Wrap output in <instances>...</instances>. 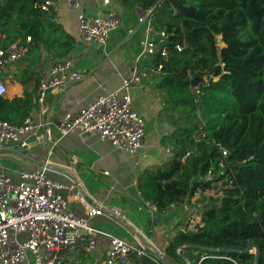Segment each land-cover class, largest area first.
<instances>
[{
	"label": "trees",
	"instance_id": "obj_1",
	"mask_svg": "<svg viewBox=\"0 0 264 264\" xmlns=\"http://www.w3.org/2000/svg\"><path fill=\"white\" fill-rule=\"evenodd\" d=\"M56 1L0 0V45L27 48L16 62L15 80L24 88L13 102L16 109L0 96L3 121L20 126L39 109L41 76L33 70V56L54 64L65 60L78 42L59 22ZM115 1L150 12L154 28L169 33L143 61V69L154 73L155 87L163 94L171 130L160 144L170 157L141 174L137 188L142 208H154L161 225L175 235L165 248L164 262L147 249L141 263L255 264L256 250L218 252L255 244L257 264H264V0ZM184 41L187 45L179 51ZM6 68L0 69L3 80ZM221 147L227 149L226 157ZM218 185L220 196L198 200L203 228H190L193 197ZM149 212L143 229L152 239L155 223ZM167 215L182 219L176 224ZM77 260L95 264L90 254Z\"/></svg>",
	"mask_w": 264,
	"mask_h": 264
},
{
	"label": "built area",
	"instance_id": "obj_2",
	"mask_svg": "<svg viewBox=\"0 0 264 264\" xmlns=\"http://www.w3.org/2000/svg\"><path fill=\"white\" fill-rule=\"evenodd\" d=\"M65 5L68 10L78 12L80 37L87 44L104 46L110 33L122 24L120 14L110 8V0H103L105 8L100 7L95 12H87L81 0H65ZM138 24L144 37L140 42L137 65L122 78L118 90L99 96L76 115L66 114L56 126L60 138L73 132L81 136L97 133L101 141H108L130 155H137L145 149L146 121L134 111L130 90L142 83L144 74L139 63L154 55L169 33L154 28L150 12H143L138 17ZM133 31L130 30L129 34ZM26 42L32 43L31 37ZM186 45L184 41L177 49L180 51ZM26 52L27 48L18 43L8 47L0 45V69L18 62ZM162 54L165 55V51ZM84 78L85 74L75 71L70 60L52 64L47 74L40 78L37 103L45 108L50 93L63 92ZM6 94L7 87L0 78V96ZM58 141L52 126L43 120L35 122L28 118L17 126L0 119V149L28 151L35 142L53 146ZM220 150L223 157L228 155L226 148ZM46 172L45 167L32 172L22 171L18 183L0 174V264H79L77 257L80 254L93 255L96 252L101 236L107 237L109 244L104 261H95V264H142L147 247L138 237L128 240L91 224L94 217L103 215L126 221L120 208L93 200L87 205L85 217L76 216L69 210L67 199L59 194L65 186L47 178ZM214 193L216 197L222 194L219 187ZM193 222L194 218L191 219L192 229ZM19 235H25L23 242L17 240ZM133 256L137 263L132 261Z\"/></svg>",
	"mask_w": 264,
	"mask_h": 264
},
{
	"label": "crops",
	"instance_id": "obj_3",
	"mask_svg": "<svg viewBox=\"0 0 264 264\" xmlns=\"http://www.w3.org/2000/svg\"><path fill=\"white\" fill-rule=\"evenodd\" d=\"M81 1L87 12H95L100 7L105 8L102 5L103 0ZM110 1V8L120 14L122 24L110 33L104 46L82 41L78 27V12L68 10L65 0H57L53 4L59 22L78 38L76 46L65 60L72 61L73 69L85 74V78L63 92L50 93L46 107L39 106L34 112L33 120L35 122L43 120L51 125L54 137L59 141L51 149H46L48 145L36 142L28 151L20 148L0 149V174L19 182L20 172L47 168L51 180L65 186L59 194L67 199L69 210L76 216L85 217L87 205L93 200L107 202L120 208L126 215V221H121L113 215L96 216L91 220L93 226L119 237L125 234L136 236L125 223L137 231L142 230L147 237L143 227L148 225L147 212L150 210V219L155 224L152 227V239H148L163 253L169 241L174 238L175 232L172 228L161 225V218L155 217L154 208L150 205H146L147 209L142 208V198L137 188L141 174L166 162L170 157L169 149L160 144L162 137L170 132L171 127L163 112L162 91L155 87L154 73L148 71L146 67L143 69V62L139 63L144 77L141 85H134L130 90L134 108L143 116L147 125L145 149L141 153L130 155L128 152L118 150L110 142L101 141L97 133L81 136L78 132H73L60 138L56 129L66 114L76 115L99 96L118 90L122 85V78L138 63L140 42L144 37V31L138 24V17L143 12L137 8L129 9L115 0ZM130 30H134L131 35ZM51 66L50 60L43 59L35 71L42 77ZM10 78L3 80L7 87L5 105L16 109L13 102L16 97L23 94L24 88L15 80L16 77ZM146 139L150 142L147 143ZM201 195L200 193L195 195L192 206L188 208L193 213V224L202 222L198 203ZM203 195L211 194L207 191ZM176 211L178 209L174 208L173 212ZM169 217H173L170 221L173 220L176 224L182 219L180 215L166 216ZM108 244L107 237L99 238L95 257L92 255L94 261H104Z\"/></svg>",
	"mask_w": 264,
	"mask_h": 264
},
{
	"label": "water",
	"instance_id": "obj_4",
	"mask_svg": "<svg viewBox=\"0 0 264 264\" xmlns=\"http://www.w3.org/2000/svg\"><path fill=\"white\" fill-rule=\"evenodd\" d=\"M138 9V8H137ZM139 10V9H138ZM143 12V11H141ZM126 225H128L129 229L132 230L136 236L139 238V240L144 243L147 247V249L151 250L160 260H162L163 262L164 260V254L159 251L155 245L144 235L142 234L139 230L137 231L136 228H134L133 226H131L130 224L125 223ZM203 228V223L201 221L195 222L193 229H197L200 230ZM254 250H256V259H255V264L258 263V259H259V248L257 247V245L255 244H250L248 245L245 249H234V248H220L218 249V252L220 253H237V254H247V253H252Z\"/></svg>",
	"mask_w": 264,
	"mask_h": 264
},
{
	"label": "rangeland",
	"instance_id": "obj_5",
	"mask_svg": "<svg viewBox=\"0 0 264 264\" xmlns=\"http://www.w3.org/2000/svg\"><path fill=\"white\" fill-rule=\"evenodd\" d=\"M39 57H37V56H33V58H34V60H36L35 61V65L33 66V70H34V68L35 69H38V66L39 65H41V63H40V61L39 60H41V56L40 55H38ZM41 62H43V60L41 61ZM18 66H19V64L18 63H16V64H13V66L11 65V66H9L8 68H6L4 71H6L7 70V72L5 73V74H7V76H6V79H9L10 77H15L16 76V74H17V68H18ZM11 79V78H10ZM133 107H134V102H133ZM134 111L137 113V114H139L136 110H135V108H134ZM139 115H141V114H139ZM150 139V138H149ZM149 139H146V142L147 143H149L150 141H149ZM52 148V146L51 145H48V147L46 148V149H51ZM47 173V172H46ZM46 177L47 178H49V179H51L50 177H49V174L47 173L46 174ZM15 183H18V182H15ZM217 187H219L220 189H221V187L222 186H220V185H218ZM219 190V189H218ZM208 193H210L211 195H208V196H204L203 194L201 195V199L205 202V198H211V197H214V198H216V195H214L215 193H214V190H209L208 191ZM200 200V199H199ZM207 202V201H206ZM203 205V204H202ZM153 236V235H152ZM24 237V238H23ZM121 237H123V238H126V239H128V240H132L133 239V235L131 234H125V235H123V236H121ZM147 238H148V236H147ZM24 239H25V235H19L18 236V238H17V240L19 241V242H23L24 241ZM93 256H94V254H93ZM95 257V256H94ZM93 257V258H94ZM93 260V259H92ZM93 262V261H92ZM94 263H95V261H94Z\"/></svg>",
	"mask_w": 264,
	"mask_h": 264
}]
</instances>
